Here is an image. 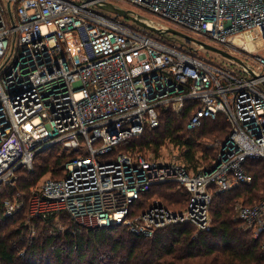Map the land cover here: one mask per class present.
<instances>
[{"label": "built area", "instance_id": "obj_1", "mask_svg": "<svg viewBox=\"0 0 264 264\" xmlns=\"http://www.w3.org/2000/svg\"><path fill=\"white\" fill-rule=\"evenodd\" d=\"M114 1L154 15L140 14L155 27L202 34L244 65L214 63L200 47L96 6ZM261 51L264 0H0V184L14 186L19 168L57 147L68 156L64 174L34 189L32 215L64 212L77 227L125 226L144 237L179 223L209 231L213 193L251 183L246 161H264ZM186 104L188 129L219 112L232 125L209 164L116 150ZM164 183L186 191L185 208L153 200L133 216L143 194ZM5 204L7 215L20 208ZM235 216L264 247V198L238 203Z\"/></svg>", "mask_w": 264, "mask_h": 264}, {"label": "trees", "instance_id": "obj_2", "mask_svg": "<svg viewBox=\"0 0 264 264\" xmlns=\"http://www.w3.org/2000/svg\"><path fill=\"white\" fill-rule=\"evenodd\" d=\"M190 108L186 104L178 114L163 112L157 127L121 142L116 150L132 154L151 147L157 150L169 140L188 149L184 153L188 161L195 162L194 151L199 148L210 162L214 150L230 135L232 125L219 112L214 119L205 118L200 126L188 129ZM204 137L212 139L202 146L199 140ZM67 160L68 156L52 147L34 157L30 170H17L14 186L0 184V264H264L262 242L244 229L233 211L239 199L244 205H252L264 198L262 159L245 163L251 183L213 193L209 231L197 232L192 224L179 223L158 229L151 237L118 225L77 227L64 212L30 215L38 180L46 173L61 178ZM186 196V191L176 189L174 183L156 184L143 194L138 208L142 210L159 199L167 208L178 210ZM7 200L20 204L11 215L6 214Z\"/></svg>", "mask_w": 264, "mask_h": 264}, {"label": "rangeland", "instance_id": "obj_3", "mask_svg": "<svg viewBox=\"0 0 264 264\" xmlns=\"http://www.w3.org/2000/svg\"><path fill=\"white\" fill-rule=\"evenodd\" d=\"M73 1H83V0H73ZM115 6L119 7V8H122V9H135L137 10L138 12V9L134 8L133 6H129V4L125 3V2H120V1H114L113 2ZM140 11V10H139ZM106 14L108 15H112V13L110 12H107ZM140 14L143 15V16H147L149 18H152V19H156V17L154 15H151V14H148L146 12H143V11H140ZM121 20H125L126 22H132V21H129L127 19H124L123 17H119ZM133 23V22H132ZM175 27H178L176 25H173ZM180 29V27H178ZM182 31L186 32L187 34L189 35H192V36H197V37H200L202 38L203 40H206V37L202 34H199V33H196V32H193V31H190V30H186V29H183L181 28ZM153 33V32H152ZM156 34V33H154ZM209 43H212V41H208ZM178 43V42H176ZM186 43L190 46H192L193 48H197L198 46L190 41H186ZM198 53H201V54H205L206 56L209 57V59L214 62V63H219V64H226L228 63L227 60H225V58H223L222 56L216 54V53H213V52H210V51H207L205 49H198ZM260 55H264V51H261L260 52ZM230 64V63H229ZM236 67H239L238 65H234ZM262 88L264 89V85H262ZM208 139H212L210 137H204L202 139H200V144L203 146L205 144V142L208 143ZM98 143L94 144V146H96ZM83 145V144H82ZM84 147V151L86 152V146L83 145ZM188 149L183 146V145H180V144H175L174 142H170L169 140H166L157 150H154L152 147L151 148H145L143 149L142 151H137L135 152L134 154H144L146 156H152V157H155V158H159V159H170V158H175L177 160H179L180 162H182V160L184 161L185 160V156H184V153L187 151ZM131 153V152H130ZM202 153H204L202 150H200L199 148L196 149L194 151V159H195V162L199 163V164H203V165H207L209 163V161L207 159H204L202 157ZM47 177H51V174L50 173H46L44 174L39 180L38 182L36 183V186L35 187H38L39 185H41V183L43 182V180ZM174 187L176 189H182V187H180L179 185L177 184H174ZM154 200H157L159 201V199H154ZM244 201L242 199H239L238 202L235 203V205L233 206V211H234V218L236 217L235 216V206L238 204V203H243ZM183 203L185 205V200L181 201L180 204H182L181 206H178L179 209L178 210H175L171 207H168L170 210L172 211H175V212H180L182 211L184 208H183ZM179 204V205H180ZM149 205V203H148ZM165 205V204H163ZM147 206H145L144 209L141 210V207L140 208H136L134 213H133V216H136L138 215V213H141L142 211H144L146 209ZM172 207H175V206H172ZM30 215L31 214V210H30ZM36 216V215H35ZM236 219V218H235ZM63 229V228H62ZM252 235V234H251Z\"/></svg>", "mask_w": 264, "mask_h": 264}, {"label": "water", "instance_id": "obj_4", "mask_svg": "<svg viewBox=\"0 0 264 264\" xmlns=\"http://www.w3.org/2000/svg\"><path fill=\"white\" fill-rule=\"evenodd\" d=\"M96 6H98L99 8H101L104 11H107V12L114 14L116 17H123L124 19L132 21L135 24H137V25H139V26H141V27L153 32V33H156L162 37L175 38V40L181 46L186 45V41H190L202 49L216 53V54L222 56L223 58L234 61L240 65H244V62L242 59H240L239 57H237L235 55L230 54L229 52L225 51L224 49H222L216 45H213L211 43H207L206 41H204L198 37L189 35V34L185 33L184 31L179 30V29L174 28V27H166V28L155 27V26L147 23L146 21L141 20V15L137 12L130 10V9L119 8L110 2H108V3L96 2ZM8 7H9V3H8Z\"/></svg>", "mask_w": 264, "mask_h": 264}]
</instances>
